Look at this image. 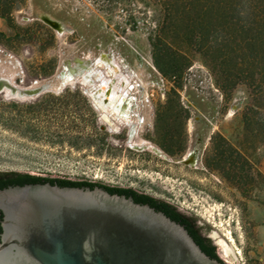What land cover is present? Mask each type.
Here are the masks:
<instances>
[{"label":"rangeland","instance_id":"obj_1","mask_svg":"<svg viewBox=\"0 0 264 264\" xmlns=\"http://www.w3.org/2000/svg\"><path fill=\"white\" fill-rule=\"evenodd\" d=\"M6 1L14 26L0 18V80L47 89L29 97L0 90V170L132 188L214 229L238 264H264V146L237 108L248 89L239 85L223 110L185 23L171 25L159 0ZM150 35L171 44L186 66L180 76L154 66ZM68 66L72 80L57 91ZM120 75L116 112L90 90ZM216 132L241 149L245 166L211 138Z\"/></svg>","mask_w":264,"mask_h":264},{"label":"water","instance_id":"obj_2","mask_svg":"<svg viewBox=\"0 0 264 264\" xmlns=\"http://www.w3.org/2000/svg\"><path fill=\"white\" fill-rule=\"evenodd\" d=\"M44 20L59 27L56 21ZM74 72L70 66L60 72L65 79L57 91ZM2 87L18 97L47 89L0 80ZM95 94L92 87L94 101ZM0 211V264H238L226 240L195 216L190 214L224 263L207 255L188 230L162 210L100 186L48 181L9 185L0 189Z\"/></svg>","mask_w":264,"mask_h":264},{"label":"trees","instance_id":"obj_3","mask_svg":"<svg viewBox=\"0 0 264 264\" xmlns=\"http://www.w3.org/2000/svg\"><path fill=\"white\" fill-rule=\"evenodd\" d=\"M160 7L171 25L183 21L186 36L193 50L199 54L213 78L214 87L222 95L223 110L233 99V93L239 85L248 89V100L241 102L239 118L246 131L252 135L257 147L264 146V0H159ZM6 0H0V18L10 25V11ZM14 26V25H13ZM18 33L16 32L15 35ZM6 39L0 31V41ZM153 47V64L164 76H180L186 66L170 53L173 47L168 41L156 43L150 35ZM51 62V60H48ZM46 64H41L43 69ZM45 72V71H44ZM177 96H179L177 94ZM180 105L179 99L176 100ZM213 139L225 145L229 155L245 160L241 149L232 146L219 132L213 133ZM173 152V151H170ZM219 156L226 162L227 155L220 151ZM57 183L60 186H100L110 193L132 196L135 202L148 203L167 216L185 222L184 216L166 201L140 193L132 188L106 185L88 180H70L65 178L44 177L13 170H0V189L9 185L26 183ZM2 213L0 211V219ZM195 219V218H194ZM186 229L200 248L211 258L224 263L218 256L216 246L210 237L202 235L191 222ZM0 226V233H1Z\"/></svg>","mask_w":264,"mask_h":264},{"label":"bare ground","instance_id":"obj_4","mask_svg":"<svg viewBox=\"0 0 264 264\" xmlns=\"http://www.w3.org/2000/svg\"><path fill=\"white\" fill-rule=\"evenodd\" d=\"M117 80L119 79H116L114 81H108V85L102 83L100 87L96 88V93L100 95H95V97H97V102L101 103V105L103 106L108 101L109 105L112 107V110L116 112H118L120 108V105L122 103V97L124 94V91L116 85ZM119 92L121 93L120 95L118 94ZM104 98L105 101L103 100ZM230 247L232 249V246Z\"/></svg>","mask_w":264,"mask_h":264},{"label":"flooded vegetation","instance_id":"obj_5","mask_svg":"<svg viewBox=\"0 0 264 264\" xmlns=\"http://www.w3.org/2000/svg\"><path fill=\"white\" fill-rule=\"evenodd\" d=\"M116 79H119L121 82H123V80H124V78L120 75V76H118V77H116V78H114L112 81H114V80H116ZM118 86V85H117ZM119 87V86H118ZM123 91H124V94H125V90L122 88V87H120ZM119 95L121 94L120 92L118 93ZM124 94H123V96H124ZM123 98V97H122ZM122 104V103H121ZM120 107H121V105H120ZM119 111V110H118ZM128 197H132V196H128ZM133 198V197H132ZM148 204V203H147ZM150 205V204H149ZM151 206V205H150ZM174 206V209L176 210V211H178V212H180L183 216H184V218L186 219V221L185 222H183V223H181V222H179V223H181L185 228H186V225H187V223L186 222H191V223H193L194 224V226L196 227V228H198V230H199V232L202 234V235H205L204 233H202L201 231H200V229H199V227H198V225H197V223H196V220L194 219V217H192L190 214H188L187 212H185V211H183V210H181V209H179V208H177L175 205H173ZM153 207V206H152ZM155 208V207H154ZM178 222V221H177Z\"/></svg>","mask_w":264,"mask_h":264}]
</instances>
